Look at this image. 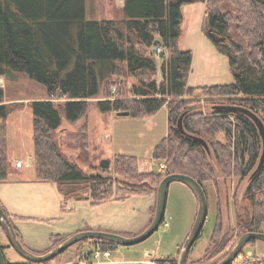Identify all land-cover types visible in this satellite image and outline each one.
<instances>
[{
    "label": "trees",
    "instance_id": "obj_1",
    "mask_svg": "<svg viewBox=\"0 0 264 264\" xmlns=\"http://www.w3.org/2000/svg\"><path fill=\"white\" fill-rule=\"evenodd\" d=\"M198 2L205 5L201 31L227 57L234 78L231 84L187 86L192 53L178 47L181 8ZM121 11L118 19L87 20L85 0H0V75L24 73L42 84L48 95L28 104L36 181L84 184L90 192L86 200L92 205L149 195L153 185L173 173L217 187L209 159L212 152L226 182L249 179L232 231L239 237L259 232L264 224V164L255 170L262 139L248 116L221 107L250 110L264 124V5L256 0H123ZM155 41L159 43L154 46ZM156 46H162L166 55L160 54V80L156 77ZM101 91L104 96L96 106L102 113L127 111L131 117L143 118L166 107L167 134L152 151L159 171L141 170L136 156L116 154L86 174L78 163L81 159L89 162L87 124L80 134L81 156L72 159L63 153L56 139L61 113L71 122L87 119L90 100ZM3 97L0 88V182H6L10 173L8 116L24 106L4 103ZM55 99L60 103L54 104ZM180 119L183 133L178 128ZM197 138L208 145L209 152ZM220 223L218 209L205 257L225 247L219 246L225 237H220ZM68 237L52 236L51 247ZM84 242L88 245L80 258L85 264H94V251L111 252L118 247L94 239L79 243ZM234 261L230 264H264V258L254 256L249 261ZM156 264H178V259H157Z\"/></svg>",
    "mask_w": 264,
    "mask_h": 264
},
{
    "label": "rangeland",
    "instance_id": "obj_2",
    "mask_svg": "<svg viewBox=\"0 0 264 264\" xmlns=\"http://www.w3.org/2000/svg\"><path fill=\"white\" fill-rule=\"evenodd\" d=\"M122 3L123 0H85L86 19L121 18ZM203 11L204 5L199 2L183 5L181 8L183 20L178 47L181 51L192 53L187 85L196 88L231 84L234 78L227 57L219 54L201 31ZM240 39L237 35L236 41ZM162 53H165L164 50ZM154 58L158 71L156 77L160 80V54L155 53ZM0 88L4 91V103L24 105L22 109L11 112L7 120L10 173L6 182H0V204L9 215L17 237L26 249L42 255L61 243L51 247V237L54 235L71 236L81 231L93 230L135 236L148 226L155 211L157 187L165 176L152 186L149 195H134L124 201H107L99 205H92L90 200H86L90 192L84 184L58 185L36 181L32 111L28 104L31 101L47 99L46 88L26 74L13 71L0 75ZM103 96L101 91L96 98L90 100L87 119L71 122L61 113V126L56 130V139L63 153L72 159L81 156L80 134L82 127L87 124L89 162H81V158L78 160L79 166L86 174H91L92 166L98 165L101 160L112 161L116 154L136 156L141 170L159 171L160 164L152 158V151L167 134L166 107L143 119L117 116L114 112L102 113L98 110L96 101ZM53 101L54 104L60 103L57 99ZM209 157L217 177V187L213 183L203 186L207 197V216L199 237L189 251L186 264H216L226 256L239 238V235L232 231L234 215L242 206L249 179L246 177L239 181L234 178L226 182L212 152ZM17 161L21 162V167H16V163H19ZM218 209L221 222L220 237L225 235L221 238L222 244L219 246L224 244L225 247L217 254L211 253L205 257V249L216 225ZM196 212L197 200L191 189L180 181H173L167 189L163 224L143 242L118 246L110 252L108 259H101L102 263L93 262L156 264L157 259H178L182 245L193 226ZM259 232L264 233V224ZM84 243L86 245L77 243L70 246L44 264H85L80 258L82 248L88 245ZM0 246H4L2 251L7 262L27 263L9 245L1 228ZM253 256L264 258V241L255 240L245 245L234 262L249 261Z\"/></svg>",
    "mask_w": 264,
    "mask_h": 264
},
{
    "label": "water",
    "instance_id": "obj_3",
    "mask_svg": "<svg viewBox=\"0 0 264 264\" xmlns=\"http://www.w3.org/2000/svg\"><path fill=\"white\" fill-rule=\"evenodd\" d=\"M257 2L264 5V0H256ZM159 41L154 42V46L157 45ZM263 53H264V43H263ZM221 109L223 110H232L236 112H240L248 116L256 128L258 129L259 135L262 139V154L260 156L259 163L255 170L258 171L262 165L264 164V124L261 119L250 110L241 108V107H232V106H222ZM117 116H129V112H117ZM178 128L183 133L184 130L181 125V119L178 122ZM197 140L204 146L207 152H209L208 145L200 138ZM173 181H180L186 184L197 200V212L195 216V220L193 226L185 239L181 251L179 253L178 264H185L189 251L191 247L194 245L195 241L199 237L201 230L204 226L206 216H207V197L204 191L203 186L194 178L179 173H173L166 175L161 182L159 183L156 191V204H155V211L152 220L148 224V226L140 232L138 235L135 236H122L119 234L103 232V231H93V230H85L78 232L77 234L71 235L57 246L52 248L51 250L47 251L42 255L34 254L33 252L26 249L20 240L17 237L15 229L11 223L6 212L0 206V228L3 230L9 245L13 247L27 262L34 263V264H41L48 262L55 258L60 253L64 252L70 246L77 244L86 239H94L100 241H107L112 242L118 246H131L143 242L147 238H149L160 226L163 218H164V211L166 205V198H167V189L171 182ZM261 240L264 241V233L261 232H246L242 234L233 247L229 250L224 258H222L216 264H230L232 263L237 256L240 254L242 249L246 244L250 241ZM0 264H6V260L3 255L2 248L0 246Z\"/></svg>",
    "mask_w": 264,
    "mask_h": 264
},
{
    "label": "built area",
    "instance_id": "obj_4",
    "mask_svg": "<svg viewBox=\"0 0 264 264\" xmlns=\"http://www.w3.org/2000/svg\"><path fill=\"white\" fill-rule=\"evenodd\" d=\"M162 52H163L162 46H156L155 47V53L161 54ZM18 166H20V163H16V167H18ZM164 225H166V222L164 223ZM109 257H110L109 251L96 250L91 255L92 261H96L97 263H102L101 262L102 258L108 259Z\"/></svg>",
    "mask_w": 264,
    "mask_h": 264
},
{
    "label": "crops",
    "instance_id": "obj_5",
    "mask_svg": "<svg viewBox=\"0 0 264 264\" xmlns=\"http://www.w3.org/2000/svg\"><path fill=\"white\" fill-rule=\"evenodd\" d=\"M202 4H203V3H202ZM203 5H204V4H203ZM204 9H205V5H204ZM203 13H204V11H203ZM202 16H203V15H202ZM157 72H158V71H157ZM157 74H158V73H157ZM187 86H188V85H187ZM188 87H189V86H188ZM143 118H144V117H143ZM143 118H142V119H143ZM7 132H8V130H7ZM220 137H221V136H220ZM7 158H8V154H7ZM8 161H9V160H8ZM17 162L20 163V166H18V167H21V162H20V161H17ZM144 228H145V227H144ZM144 228H143V229H144ZM143 229H142V230H143ZM142 230H141V231H142ZM141 231H140V232H141ZM111 262H112V261H111ZM142 263H144V261H143Z\"/></svg>",
    "mask_w": 264,
    "mask_h": 264
}]
</instances>
